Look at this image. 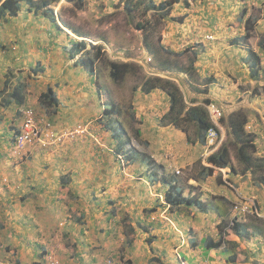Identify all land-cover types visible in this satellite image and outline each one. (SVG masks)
Wrapping results in <instances>:
<instances>
[{
  "label": "crops",
  "instance_id": "obj_1",
  "mask_svg": "<svg viewBox=\"0 0 264 264\" xmlns=\"http://www.w3.org/2000/svg\"><path fill=\"white\" fill-rule=\"evenodd\" d=\"M262 3L264 0H176L164 19L168 21L162 27L163 38L160 41L170 45L164 49L179 54L184 53L179 48L185 44L196 65H170L167 71L158 66L157 72H149L143 62L145 57L140 59L144 72L161 74L178 83L189 105L199 104L208 97L212 101L228 102L225 103L226 108L222 106L223 115L225 110L229 111L228 108L243 113H246L245 107L255 109L257 114L253 111L246 113L249 119L246 128L255 133L256 154L260 156H264V109L261 108L264 106V94L251 93L250 97L246 93L242 97L230 92L234 99H228V84L230 91L235 89L234 86L238 90L244 79L236 76L239 71L250 77L252 89L264 82H261L264 78H252L249 63L250 51L253 50L260 57L257 65H260L258 71L261 75L264 70V49L260 46V41L264 44ZM239 5L247 7L243 9H247V13L232 17L224 14ZM106 6H111V3ZM254 6L259 11L256 15L250 12ZM248 15L255 22L246 39L244 21ZM235 18L242 22L244 29L232 34ZM11 24H17L13 29L16 35L15 40L9 42L13 35L9 31ZM20 24L22 28L19 31L17 27ZM54 24L50 18L33 11H22L17 16L3 18L0 23V30L5 34L0 46L9 44L14 49L12 61L3 58L0 52V216H5L4 221L0 219V241L5 247L0 251V258L7 264H14V261L5 260L7 258L18 260L20 264H33L43 261L47 253H53L58 255L61 264H103L106 252L118 254L121 244H129L145 235L140 244L146 246L143 254L149 258L156 254L155 257L168 260L170 255L178 253L186 264H264L262 236L246 239L230 232L226 235V247L206 249L204 246L205 238L220 237V223L229 221L230 224L231 202L238 194L255 196L264 212V188L255 183L254 173L238 169L234 159L236 171H231L229 166L219 169L227 170L221 173L222 183H218L221 178L218 171L205 180L196 181L189 177L188 184L198 187L187 186L184 194L188 195L190 191L192 195L199 194L204 205L211 210L200 211L197 204L171 208L164 200L169 184L162 177L155 179L152 173L157 168L155 164L164 167L159 169V176L176 168L185 172L192 170L190 167L194 162L201 159L206 163L208 152L205 144L190 143L182 129L166 125L162 116L169 109V98L160 89L148 93L138 91V97L143 96L145 101L138 106L140 112L135 116L134 113L128 115V107L120 101L116 103V95L112 97L110 91L108 101L100 93L96 98L100 86L108 84L92 78L89 68L78 62L80 53L71 54L74 43L84 37L86 48H90V40L84 36L85 33H78L80 37H77L63 24L59 36ZM43 29L49 33L47 38L42 33ZM30 34H38L42 47H50L51 56L46 57V62L42 61L41 57L45 58V55L38 52ZM209 34L214 36L213 40L205 38ZM23 35L30 37L22 39ZM29 48L35 62L16 63ZM72 67L76 71L60 81L63 72L72 70ZM228 75L235 76L232 83ZM41 78L44 79L42 87L39 85ZM19 80L26 85L25 102L1 105L4 95ZM48 81L52 82L59 99L55 114L49 113L39 102V95ZM213 88L220 90L213 91ZM192 98L196 99L193 103L190 102ZM29 106L37 115L42 116L45 112L55 131L72 130L78 124L87 125L88 131L65 138L61 145L27 144L18 154L12 155L13 139L8 142L1 133L6 126L12 132L15 126H20L23 111ZM220 132L222 140L225 139L224 123ZM130 143L133 144L129 147L133 159L123 164L117 152L120 148H128ZM50 216L61 217L57 227ZM13 223L41 231L29 242L31 244L34 240V246L24 245L25 240L18 239L14 233L7 236L9 225ZM97 226L103 234L95 237L92 229ZM143 228L149 232H144ZM147 233L154 236L151 248L145 243ZM130 252L136 254L137 248ZM232 254H235V260L228 262L227 257ZM149 258L146 259L147 264Z\"/></svg>",
  "mask_w": 264,
  "mask_h": 264
},
{
  "label": "trees",
  "instance_id": "obj_2",
  "mask_svg": "<svg viewBox=\"0 0 264 264\" xmlns=\"http://www.w3.org/2000/svg\"><path fill=\"white\" fill-rule=\"evenodd\" d=\"M59 2L60 0H0V23L3 18L9 16H17L22 11H33L36 14H41V16H46L54 22L58 31H61V26L56 22V17L54 15L53 2ZM176 0H163L157 2L156 0H121L122 8L128 11L130 14L139 13L140 17L137 18L135 23L136 28L144 30V44L150 53L155 55L154 49L149 44L148 34L153 29H159L163 27L164 19L170 14L172 9V3ZM26 8V9H25ZM151 12V13H150ZM243 14L247 13V9L242 11ZM143 17V18H141ZM141 18V19H140ZM110 22V21H109ZM255 22V21H254ZM254 22L252 21L251 15L245 18V34L244 37L247 39L249 33L253 29ZM65 25L77 33L82 31L75 27L71 22H65ZM87 43L84 40H79L72 45L74 54L82 52L79 63H82L89 68L90 72H99V65L101 69L108 71V75L113 79L114 82H120L124 79L129 72L140 73L143 71V66L138 65L133 61H119L114 59H108L103 57V46L99 44H94L92 47L86 49ZM260 46L264 49L263 41H260ZM259 55L251 50L249 63L251 66L252 78L259 79L260 73L258 68L260 65L258 63ZM260 58V57H259ZM151 58H144V63L147 65L149 72H157L158 66H162V70L167 71L170 68V64H165V62L159 63V65H152ZM99 63V65H98ZM104 64V65H101ZM99 67V68H100ZM160 68V67H159ZM25 83L21 80L18 84L11 88V91L6 93L1 101V105L7 106L8 103L16 102V104L21 105L25 102ZM139 89L142 92H151L155 89H160L164 91L169 98V109L162 116V120H165L166 125H171L176 128L182 129L188 137L190 143H202L206 144L205 138L207 131L214 126L211 122L206 108L201 104H187L184 93L178 83H176L171 78L161 77L159 75H151L150 73H143L141 77L140 84H138ZM105 88V86H100L98 93ZM264 92V82L262 85L256 84L251 90L253 95H260ZM196 99H191L190 102H194ZM203 102H211L212 100L208 97L202 100ZM40 105L51 114L57 112L59 106V99L57 97L56 91L53 86H48L46 90L39 95ZM226 108V107H224ZM225 110V109H224ZM229 111H224V115L221 118V122L226 126V137L227 139L217 148L215 151L211 152L206 157L207 165L202 163V160L194 162L192 171L184 180V177L177 175L176 172H164L162 176H159V169H164L163 165L155 164L156 169L152 171L153 176L156 178L162 177L163 181L169 184L168 189L164 193V200L170 204V207H179L181 204L193 205L197 204L200 207V211H210L211 207H206L200 195L195 193L188 195L184 194L185 187L188 184V178L191 177L196 181L205 180L208 176L214 174L217 170L216 168L230 167L231 171H236V166L232 157V150L235 152V156L239 160L243 167V172L248 170L254 173V181L256 184L261 185L264 188V156L257 155V147L255 143V133L248 131L246 124L249 122L246 113L241 111H234L228 108ZM194 130H192L193 128ZM13 145H16L18 137L21 133V125L15 126L13 128ZM121 143L120 145H122ZM125 145V144H124ZM124 147V146H123ZM118 152H121L129 160L133 159V153L124 148H120ZM150 163V157H148ZM154 164V163H152ZM221 177V173H219ZM155 179H152L154 181ZM222 177L219 178L218 183H222ZM195 187L191 185V188ZM225 223H220L218 225L219 231L221 233L218 239L212 237H207L204 239V246L206 249L220 248L224 242H227L224 234L226 233L224 228ZM231 232L235 233L242 238H251L252 236H262L264 237V221L256 217H252L249 222H242L234 218L230 224ZM144 232H149L147 229L143 228ZM10 248V247H8ZM48 254V253H47ZM46 254V255H47ZM46 258V256H45ZM158 261L161 259L156 257ZM1 261H4L0 258ZM235 260V254L227 257L228 262H233ZM45 259L38 263L33 264H45ZM4 264H7L4 262ZM14 264H20V261H15Z\"/></svg>",
  "mask_w": 264,
  "mask_h": 264
},
{
  "label": "rangeland",
  "instance_id": "obj_3",
  "mask_svg": "<svg viewBox=\"0 0 264 264\" xmlns=\"http://www.w3.org/2000/svg\"><path fill=\"white\" fill-rule=\"evenodd\" d=\"M53 3H54L53 4L54 9L56 8V10H58V14L61 15V20H60L61 23L64 26H66L65 22H71L75 27L79 28L82 31L81 33H85L88 40L98 43L99 45L103 46L104 47V49H102L103 57H106L108 59L119 60V61H133L135 63H138V65H142L139 61L143 57H145L146 60L147 58L150 57L151 64L155 66L159 65V63L161 62H165V64L167 63L170 65H196V62L194 63L193 61L194 56L189 52L190 49L180 47L179 50L184 51V53L182 54H179L175 51L172 52L173 50L169 51L168 49H164L165 47H168V46L170 47V45H168L167 43L162 44V42L160 41L163 38V31H162L163 28H161V30L153 29L150 31V34H148L147 38H148L149 44L154 49L155 55H153V53H150L144 44V36H145L144 30L140 28H136L135 26V23L137 21V18L135 16L139 18L141 14L134 13V12L130 14L128 11L124 10L122 8L121 0H116L115 2H113V0H60L57 3L56 1ZM107 3H111V6L109 7L106 6ZM247 4H248L247 5L248 8H250L249 3ZM262 5L264 6V3H262ZM244 8H247V7L239 5L235 10L229 11V13L225 11L224 14L225 15L228 14L230 17H232L233 15L242 13ZM250 12L255 15L259 13L258 8L255 6L252 9H250ZM167 21L168 20L166 19L163 24V27L167 24ZM16 25L17 24H14V25L11 24L9 26L10 28L9 31L11 34H13L12 37L8 39L9 42H12L15 40L14 35H16V32L13 31V29L15 28ZM232 27H233L232 34H237L239 31L244 29L242 26V22L239 21L237 18L233 20ZM21 28H22V25L20 24L18 25L17 30L20 31ZM69 30L72 33H75L76 35L78 34L77 31H74L71 28H69ZM42 33L45 36V38L49 36L48 31L45 29L42 30ZM30 35H27V36L23 35L22 39H25L26 37H27L26 39H28V37H30L32 42L35 41L36 47H38V52L45 55V58L41 57L42 61L44 60V62H46V57L48 55L51 56L50 47L48 49L42 47L43 43H42L41 38L38 37V34H30ZM59 36H61L60 31H59ZM3 39L5 40V34L0 30V41H2ZM49 39L51 40V38ZM50 46L52 45L50 44ZM0 52L3 55V58H5L6 60L12 61L11 56L14 55L13 46H10L9 44H4L0 46ZM32 59H35V57L33 54H30V48H29L27 51H24V53H22V55L19 57V61H16V63H20L21 65L27 64V63L33 64L35 61H33ZM28 60H30V62ZM101 65H104V64H101ZM99 67H98L99 72L94 73L92 78L97 79L101 83L108 84V86L104 85L105 89H108V91L111 92L112 97L116 95L115 96L116 103H118L117 101H120L121 103H123L124 105L128 107V112H129L128 115L131 113H134L133 115L135 116L137 112H140L137 108L139 105L144 104L145 98H142L143 96L138 97V95H140V93H138V91L140 90L138 87V84H140L141 77L143 76V73H145L144 70L140 71V73H137V74L131 71L128 73V75L124 79H122L120 82L117 83V82H114L113 79L109 77L107 70L101 69V67L100 68ZM38 71L39 70H37L35 73H37ZM74 71H76V69H74L73 67H72V70L66 69L63 72V75L60 81L65 79V77H70L71 73ZM263 71L261 72L259 79L264 78ZM104 76H107L106 77L107 80H104L103 78ZM236 76L238 78L244 77V79L241 80L242 84L238 86V90L236 89L237 87L234 86L235 89L232 91H230L231 87H230V84H228V95L231 92L233 93V95L245 97L247 93L248 95H250V97H252L251 96L252 88L249 85L250 77L249 76L247 77L244 74H241L240 71L236 73ZM27 77H30V76H26V78ZM227 77L230 78L231 83L233 82V79L235 80V78H232L235 76L228 75ZM263 81L264 79L261 82ZM234 82L235 84L237 83V81H234ZM39 85L41 87L44 86L43 78L40 79ZM48 86H53L51 81H48V84L45 86V90L47 89ZM223 88H225V86H223ZM214 90H220V89L213 88V91ZM97 97H99V93H96V98ZM228 99H234V98L232 95L231 96L229 95ZM214 102L221 109H222V106L223 107L227 106L225 103H228L226 100H218ZM261 108L264 109V106H261ZM243 109L246 111L247 114H249L250 111H253L255 114H257L256 110L253 108L249 109L248 107H245ZM42 113H43L42 116L40 114L37 115L38 119L40 120V123L42 124L43 127L50 125V123L48 122V115H46L45 112H42ZM5 123L7 124L6 121ZM52 129L53 131H55L54 128ZM192 130H194V128ZM1 135L4 137L6 136L5 138L8 139V142H9L10 138H12L11 137L12 131H10V129L6 126L4 128V132H2ZM225 139L227 138L225 137ZM140 145H143V144L140 143ZM12 150H13V152H11L12 155L17 154L14 152V148ZM6 152L8 154V151ZM232 157H233V161L234 159L236 160V166L238 167V169H241L242 171L243 167L240 164L237 157L235 156V152L233 150H232ZM204 164H207V163H204ZM193 167L194 166L192 164L190 169H192ZM189 171H192V170H189ZM189 171H186V172L181 171L180 175L184 177V180L191 173ZM216 171H218V173H222L221 170L217 169ZM224 172H227V170H223V173ZM196 187H198V185H196ZM234 201L235 200L231 202V206H233ZM8 215L10 216V214ZM1 216H0V219H3L4 221L5 216L3 217ZM50 218H54V223L57 227L61 217L50 216ZM96 222L97 221L93 222V225ZM9 229L10 231L7 233L8 237H10L14 233L18 239L20 238L22 240H25L24 245H28L30 247L34 246L33 243L35 242L33 240L31 244L29 243L32 240V238L36 237L38 234H41L40 230H37L35 228L28 229L21 224L17 225V223L10 224ZM100 233L101 232L99 231L98 226L92 229L93 236L97 237ZM101 234H103V232ZM147 234L148 235L146 236L145 243L149 244V248H151V244L154 241V236L151 233H147ZM143 236L140 235L139 240L136 241L134 239V241L129 244H126V243L121 244L118 247L119 249L118 254L117 253L111 254L110 252H106L107 255L104 256V260L102 261V263L103 264H147L146 259H148L149 256L143 254L144 250L146 249V246L145 245L141 246L140 244ZM0 238L2 237L0 236ZM4 248H5L4 246H1V241H0V251H2V249ZM127 248H129L130 250L132 249L134 250V248H137V253L136 254L133 252L131 253L130 250L129 251L127 250ZM150 253L153 254V250H151ZM181 254L186 256L184 251H181ZM131 255H132V258L130 257ZM155 255H153L154 257L152 256L149 258L148 264H186L182 261V257H179L178 253H173L172 255H170V257H168V260L164 258L163 260H160V261L156 260L157 258L155 257ZM57 256L56 258L60 261V264H61L62 262ZM107 259H109L110 261L107 262ZM5 260L14 261L15 263V260H12L9 258ZM4 262L5 261H1L0 264H4Z\"/></svg>",
  "mask_w": 264,
  "mask_h": 264
},
{
  "label": "built area",
  "instance_id": "obj_4",
  "mask_svg": "<svg viewBox=\"0 0 264 264\" xmlns=\"http://www.w3.org/2000/svg\"><path fill=\"white\" fill-rule=\"evenodd\" d=\"M205 38L213 40L214 36L209 34L206 35ZM182 47L185 48V44L182 45ZM206 107L213 120L221 115L220 110L214 104L206 105ZM87 131L88 127L81 124L77 125L72 130L63 132L53 131L51 125L43 127L40 120L36 119L34 110L32 108H28L21 123V133L14 147V152L18 154L19 151L27 144L40 143L44 146L51 144L61 145L63 144L65 138L74 137L78 134H84ZM218 144V133L216 129L211 128L207 134V150L211 151L216 148ZM232 211L234 218L236 217L242 220H246L249 216L264 218V213H262L257 199L253 195L242 196L238 194V199L234 201ZM45 261V264H60V261L53 253H48Z\"/></svg>",
  "mask_w": 264,
  "mask_h": 264
},
{
  "label": "clouds",
  "instance_id": "obj_5",
  "mask_svg": "<svg viewBox=\"0 0 264 264\" xmlns=\"http://www.w3.org/2000/svg\"><path fill=\"white\" fill-rule=\"evenodd\" d=\"M53 8H54V6H53ZM54 15H55V17H56V22L60 25V26H62V23H61V15L60 14H58V10H56V8L54 9ZM69 28V27H68ZM75 34V33H74ZM76 35V34H75ZM77 37H80V35L79 34H77L76 35ZM84 36H86V35H84ZM81 40H85L86 41V38H81ZM90 43H91V47H92V45H94V44H98V43H95V42H92V41H90ZM183 48V47H182ZM186 48V47H185ZM86 49H88V48H86ZM81 55H82V52H80V57H81ZM140 62V61H139ZM144 62V61H143ZM142 64V63H141ZM143 66H144V64H142ZM152 75V74H151ZM153 75H159V76H161V74H153ZM161 77H163V76H161ZM166 78H168V77H166ZM110 92L108 91V89H105V88H103V90L101 91V93H100V95H103L104 97H105V100L106 101H108V94H109ZM199 104H201V105H203L205 108H206V110H207V113H208V115H209V118H210V120H211V122L213 123V125L214 126H212L211 128H214V129H216V131H217V133H218V139H219V144H218V146L216 147V148H214V149H212L211 151H208L207 150V134H208V132H209V130L211 129H209L208 131H207V133H206V138H205V141H206V144H205V146H206V152H208V155L211 153V152H213V151H215L217 148H219V146L223 143V141H224V139L222 140V134H221V132H220V130L222 129V123H221V118H222V116H223V113H222V110H221V108H219L218 106H217V104L214 102V101H211V102H201V103H199ZM209 104H214L219 110H220V112H221V115L219 116V117H217V118H215V120H213L212 118H211V115H210V113H209V110L207 109V107H206V105H209ZM28 108H32L33 110H34V108L32 107V106H29V107H27L24 111H23V115H22V121H23V118H24V114H25V112H26V110L28 109ZM34 113H35V115H36V119H38V116H37V114H36V112H35V110H34ZM39 120V119H38ZM22 121H21V123H22ZM87 126V125H86ZM88 127V126H87ZM75 128V127H74ZM227 138V137H226ZM226 140V139H225ZM131 146H133V144H129L128 145V148H127V146L126 147H124V149H126V150H128V151H130V149H129V147H131ZM14 147H15V145H14ZM207 155V156H208ZM206 156V157H207ZM117 157H118V159H120V161L123 163V164H127L128 163V159L126 158V156L124 155V154H122L121 152H117ZM203 163V162H202ZM207 163V162H206ZM204 164V163H203ZM208 164V163H207ZM207 164H205V165H207ZM226 168V167H225ZM216 169H221V168H216ZM181 169L180 168H176L175 170H174V172H176L177 173V175H180L181 174ZM223 171V170H222ZM222 175V174H221ZM188 181V180H187ZM187 186H190V184L188 185H186V187ZM195 186V185H194ZM191 187V186H190ZM193 189H196V186L195 187H193ZM238 199V197L236 198V200ZM257 199V198H256ZM258 202V201H257ZM208 204V206L209 205H211V204H209V203H207ZM259 205V204H258ZM260 207V206H259ZM232 209H233V206L231 207ZM262 211V210H261ZM262 213H264L263 211H262ZM252 217H255V216H249V217H247V219L246 220H242V219H238V218H236V219H238L239 221H242V222H249L250 221V219L252 218ZM256 218H259V219H263V221H264V218L263 217H256ZM233 219H234V217H233V211H232V218H231V220H230V224L232 223V221H233ZM225 224H226V227H225V232H226V234H224V236H225V239H226V235L227 234H229L230 232H231V229H230V224H229V221L228 222H224ZM226 241H227V239H226ZM225 244H223L222 245V247H226V245H227V242H224Z\"/></svg>",
  "mask_w": 264,
  "mask_h": 264
}]
</instances>
